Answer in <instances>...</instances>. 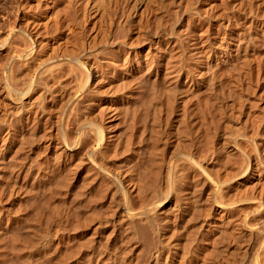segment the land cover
Returning a JSON list of instances; mask_svg holds the SVG:
<instances>
[{
    "label": "bare ground",
    "instance_id": "bare-ground-1",
    "mask_svg": "<svg viewBox=\"0 0 264 264\" xmlns=\"http://www.w3.org/2000/svg\"><path fill=\"white\" fill-rule=\"evenodd\" d=\"M216 1L40 0V48L33 46L35 41L39 42V26L34 21L33 31H29L27 36L22 35L26 27L19 29L18 34L11 35L15 37L12 39L20 38L24 43L18 56L23 57L27 65L21 71L23 78L20 81L23 82L19 81V87L18 81L19 85L15 84L14 77L17 75L11 67L16 59L13 61L10 57V61L3 60L13 62L0 63V184H3L0 188V264H264V70L261 74L259 68L263 58L256 61L257 77H254L247 69L248 60L251 61L249 58L254 54L250 57L246 55L251 53L247 51L255 43L250 39L252 46L249 44L251 35L257 34L259 39L260 36L264 38V18L260 19L264 9L258 8L261 6L256 3L258 1L247 0L259 6L254 8L250 4L253 8L251 12L249 10V14H243L238 11L241 7L237 10L234 7L237 3L233 6V0H219L222 6L227 5L228 12L225 14L220 11L216 15L215 9L222 7ZM219 13H222L220 18L223 20L225 16L227 29L223 35L216 33ZM166 14H171V17L174 14L176 18V14L179 15L174 25L178 26V33L172 24L173 27L169 29L164 27L170 26L167 25L169 19L166 20ZM163 15H166V21ZM190 19L193 20V30L190 35L186 31L184 34L182 31L186 29L183 26ZM204 22L208 27L207 35L206 32H196L197 27H201ZM238 24L242 27L235 30ZM190 25L188 22V27ZM161 27L165 28V35L148 40V50L145 48L147 51L143 53L141 42L145 34L151 35L153 29ZM6 41L4 39L0 43L1 47ZM151 47H154L153 51L149 49ZM155 47L161 48L162 52ZM185 58L197 64L191 66L192 63L188 64ZM237 63L248 76L249 88H252V80L257 79L251 94L245 89L239 90L236 96L233 81L229 80L228 83V79H225L226 71L239 75V70L235 68ZM249 64L253 65L251 62ZM232 72L228 73L231 77ZM259 74L263 76L262 80ZM119 78L120 84L117 82ZM161 84H164L165 91L159 93H165L166 98L157 92L162 88H159ZM105 87L108 92L111 91L108 96L103 95ZM142 89L146 91H143L146 100L140 104L143 105L142 109L137 110L139 101L135 105L134 101L136 98L143 100L139 96ZM30 92H34L35 96H29ZM80 99L85 101L84 112L78 109L82 107L78 105L83 102ZM201 105L202 110H205L203 114H211L208 120L197 115ZM96 108L100 109V113L96 112L102 115V119L100 116L101 123L92 127V121V125L88 124V112ZM228 108L233 111V118L227 117L219 122L217 115L221 117L226 114ZM109 113V120L104 122ZM169 113L172 114L174 132L171 130L167 135L170 138H166L168 126L165 117L163 121L161 119L162 115ZM127 115L133 118H129L132 123L134 118L142 122H135L134 126L137 123L138 128L143 125V132L139 131L140 137L137 135L140 142L129 155L135 165L128 162V157L126 159L131 165V168L127 165L130 168L126 171H129L128 174L123 173L125 169L122 172L111 170L110 163L113 161L109 163L101 159L99 163L93 162L96 155L99 157L98 154L110 150L109 147L122 143L121 134L126 124L131 126H127L129 130L133 128ZM186 120L195 127L191 128L196 135L194 138L188 137L193 135L185 134L186 129L183 131V126L189 124ZM64 124L71 127L63 131L62 128L66 127ZM41 127L42 134L38 138L36 134ZM27 133L30 137H27ZM36 136L39 141L42 139L41 145L54 148L56 163L69 175L66 181L69 180L71 189L63 194H66L70 203L60 198L57 202L52 200L55 202L56 217L52 219L42 214L46 221L43 219L45 226L41 233L37 236L34 234L36 238L30 230L33 239L28 237L27 242L25 239L27 245L24 243L20 251L15 249L18 252L15 258L14 255L11 257L13 252H6L4 244L8 237L6 235L10 233L8 231L6 234V231L15 221L23 222L26 219V204L31 214L41 217L43 209L40 210L38 206L45 202L42 196L47 195L38 192L43 198V202L40 200L38 203L32 191L36 188L26 189L27 184L23 183L27 178L25 176L24 179V175L29 174L25 170L30 166L28 162L31 157L28 156L33 152V146L27 147L28 152L23 153L28 156L23 157L22 150L28 142L31 143L30 138ZM126 138L130 140L128 136ZM87 142H90L88 147ZM94 142L99 147L93 149L91 143ZM89 146L92 148L88 152L86 148ZM85 149L90 158H95L92 162L90 158L86 161L87 154L83 156ZM143 150L147 153L144 161L142 157L146 153ZM106 154L103 153L102 157ZM166 155H169L171 162L165 165L167 175L164 181L158 177V169L167 160ZM52 159L49 160L50 164ZM84 159L87 163H84ZM149 159L154 160L152 166L155 167V177L149 175L150 169L147 173V168L152 167L150 165L153 162L148 163L150 167L146 168ZM83 164L85 173L81 170ZM138 164L145 169L140 170ZM48 170L46 167L50 174L52 170ZM46 171L40 175L35 170L38 173L28 175L33 182L28 180L34 183L39 177L41 181L47 179ZM50 175L52 181L54 175ZM62 177H59L60 182L64 179ZM79 179L83 182H80L81 185L77 182ZM50 182L47 184L49 188L53 184ZM65 182L60 184L63 186ZM36 186L39 188L38 184ZM58 188L61 190L63 187ZM41 190H45V187ZM51 191L56 192V188ZM117 191L121 192V199L116 201L113 195ZM8 206L13 209L16 207V218L11 217ZM30 213L28 219L33 220ZM115 223L123 228L124 234L118 229L123 237H118L120 239L117 242V237L112 238L114 231L111 236L106 233L104 243H98L100 233L104 234L107 226ZM30 234L27 233V236ZM16 235L19 236V233ZM14 236L12 241L16 242L18 239ZM252 237L259 241L258 247L261 246V251L254 254L250 243ZM19 240L17 242L21 244L23 240ZM13 242L9 243L11 246L7 243L10 248L15 245ZM91 243L101 244V247L98 246L102 248L99 250L101 252H97V244L96 249H93Z\"/></svg>",
    "mask_w": 264,
    "mask_h": 264
},
{
    "label": "rangeland",
    "instance_id": "rangeland-1",
    "mask_svg": "<svg viewBox=\"0 0 264 264\" xmlns=\"http://www.w3.org/2000/svg\"><path fill=\"white\" fill-rule=\"evenodd\" d=\"M234 1H235V2H234ZM256 1H258V2H256V3H259L261 6L263 5V6L261 7V6H259V5L257 4V5L259 6L258 8H259V9H260V8L264 9V0H263V1H261V0H256ZM216 2L219 3L218 5H221V6H222V4L220 3L219 0H217ZM231 2H232V1H231ZM239 2H241V3L239 4ZM261 2H263V3H261ZM217 3H216V5H217ZM227 3H229V2H227ZM233 3H234V4H233ZM233 3H232L233 6L235 5V3H237L236 6H234V7H236V10L239 9V7H241L242 11H241V9H239L238 11H239V12H243V14H245V13L249 14V13L251 12V10L253 9V8L251 7V5H252L254 8L257 7L256 4H255V5H254V4H251L250 1H247V0H245V1H243V0H238V2H237V0H233ZM248 3H249V4H248ZM241 4H242V5H241ZM250 4H251V5H250ZM218 5H217V6H218ZM237 5H238V6H237ZM240 5H241V6H240ZM248 5H250V6H248ZM23 6H24V7H23ZM217 6H216V7H217ZM218 7H219V6H218ZM218 7L215 9V14H216V15H217V13L220 12V11H222V12L224 11L223 13L226 12L225 14H227V12H228V7H227V5H226V6L223 5V6L221 7V9H220V7H219V8H218ZM33 8H34V9H33ZM222 8H223V10H222ZM224 8H225V9H224ZM226 8H227V9H226ZM249 8H251V9H249ZM38 9H39V10H38ZM219 9H220V10H219ZM27 10H28V11H27ZM216 10H218V11H216ZM225 10H226V11H225ZM249 10H250V12H249ZM258 11L260 12V10H258ZM261 11H262V10H261ZM259 12H258V15L261 13V12H260V13H259ZM35 13H36V14H35ZM179 13L181 14V12H178V14H179ZM263 13H264V10H263V12H262L261 14H263ZM39 14H40V0H0V39H1V40H0V43H2V42L4 41V39H5V40L7 39V41H6L7 43L3 44V47H1L2 44H0V50H1V51H0V63H2V65H3V64H7V63L9 64V63L13 62L14 59H16V60H15L16 62L14 61V64L11 63V67H13V69H14V70H12V71L14 72V74L16 73L15 75H17V76H16L17 79H15L16 77H14V80H15L16 83H15L14 80H13V82H14L15 84H18V83L20 84V82H21L20 80L23 78V77H21V76H22V75H21V71H22V69H24V65H27V61H25V59H24L23 57L20 58V57L18 56V52L21 51V49H22L23 46H24V43L22 42V40H21L20 38H19V39L17 38L18 40L12 39V38H15V37H14V36H11V35H12V34H15V35L18 34V33H19V29L21 30V29H23V28H25V27H26V29H23V30H22V32H23L22 35H23V36L26 35V34H28L29 31L32 32V31H33V30H32V29H33V24H32V23H33V21H34V22L37 23V26H39V27H38V31H37V33H39V35H38V38H39L38 41H39V42H36V41H35L37 44L34 42V45H33V46H34V48L38 47L37 49H39V48H40V47H39V45H40V31H39V29H40V15H39ZM221 14H222V13H219V14H218V19H217L218 21H216V22H217L216 25H218L219 28L215 27V28L213 29V32H214V33L218 30L216 33H218L219 35H220V34L223 35V34L226 32V29H227V28L225 27V23H226V22H225V16H223V17H224V20H223L222 17L220 18V16H222ZM166 15H168V14H166ZM166 15H165V16H166ZM170 15H171V14L168 15L170 18H169L168 16H167V18H166L164 15H163V17H162L164 20H165V18H166V20L169 19V20H167V25H170V26H168V27H167V26H164V27H166V28H168V29H169L170 27H173V26L175 25L176 19H177L178 16H179V15L176 14V16H177V18H176L175 15L173 14V15H174V16L172 15V17L174 18V19H173ZM223 15H224V14H223ZM263 15H264V14H263ZM263 15H261L262 18L260 17V19H263V18H264ZM259 16H260V15H259ZM175 18H176V19H175ZM171 19H172V20H171ZM220 19H221V20H220ZM6 20H7V21H6ZM31 20H32V21H31ZM164 20H163V22L166 21V20H165V21H164ZM170 20H171V21H170ZM173 20H175V21L173 22ZM190 20H191V21H190ZM190 20L187 21L186 24H184L185 26H183V28H185L186 30H183V31H182V32H185V31H186L188 35H190L189 33H191V31L193 30L192 28L194 27V26H193V25H194V24H193V20H192V19H190ZM219 20L222 21V22H220ZM25 21H26V22H25ZM168 22H169L170 24H168ZM172 22H173V23H172ZM188 22H189V24H191V25L189 26L190 28L188 27ZM223 22H224V25L222 24ZM8 23H9V24H8ZM19 23H20V24H19ZM24 24H25L26 26H25ZM171 24H172L173 26H172ZM220 24H221V26H219ZM8 25H9V26H8ZM31 25H32V26H31ZM165 25H166V23H165ZM186 25H187V28H186ZM222 25H223V26H222ZM202 26H204L203 28H204V29L206 28V30H203V28H201ZM202 26H201V27H197V31H196L197 33H201V32H203V33L205 34V32L208 31V27H207V25H206L205 22L203 23ZM205 26H206V27H205ZM9 27H10V28H9ZM16 27H17V28L19 27V28L17 29ZM21 27H22V28H21ZM28 27H29V28H28ZM174 27H176V32L178 33V32H179V31H178V29H179L178 26H174ZM179 27H180V26H179ZM235 27H236V28H235ZM235 27H234L235 30H239V29H241L242 26H241V24H238V25L235 26ZM5 28H6V29H5ZM181 28H182V27H181ZM199 28H201V29H200L201 31L199 30ZM216 28H217V29H216ZM157 29H158V28H157ZM157 29H153V31H151V33H152L153 35H152V34L150 35V33H149V34H147V33L145 34L144 39L146 38V36H147V37L149 36V37L146 38L147 40L145 39L146 41L143 39L142 42H141V45L144 47V52H143V53H145V52L148 50V47H149V41H148V40H150V39H155L156 37H160V38H161V37H163V36L165 35V33H166V31L164 30L165 28H164V29H163L162 27L159 28L160 31H158L159 29H158V30H157ZM188 29H189V30H188ZM190 29H191V30H190ZM215 29H216V31H215ZM9 30H10V31H9ZM154 30H156L157 32L154 31ZM162 30L165 31V32H163ZM235 30H234V31H235ZM17 31H18V32H17ZM5 32H6V33L8 32V33L6 34ZM30 32H29V33H30ZM186 32H185L184 34H186ZM203 33H202V34H203ZM202 34H201V35H202ZM204 34H203V35H204ZM6 35H10V36H7V37H6ZM203 35H202V37L205 36V35H204V36H203ZM206 35H207V32H206ZM261 35H262V34H261ZM26 36H27V35H26ZM153 36H154V37H153ZM252 36H253V37H252ZM8 37H9V38H8ZM11 37H12V38H11ZM151 37H152V38H151ZM263 37H264V35H263ZM257 38H258V35H257V34H254V35H251V37L248 39L249 44H251L250 39L252 40V42H255V43H253V46H252V44H251V46H252L251 49H253V50L250 51L251 49H249V50L247 51V52H251V53H247V54H246L247 56L249 55L248 57H250V55L253 56V54H254V56H253L254 58H253V57H250V58H249V59H251V61H249L248 58H247L248 62H249V63L251 62V63L253 64V65H251V64L248 63V64H247V69H248L250 72H252V74H253L254 77H257V76H255V75H257V66L255 65V64H256V61L261 60V58H263V59L261 60L262 62H260V67H259V66H258V67L261 68L260 73H261V72L263 73V70H264V56H263L264 51H263V52H262V51H259V50H264V44H263V42H262V41H264V38H262L261 36H260V39L258 38V40H257ZM261 38L263 39L262 41H261ZM253 39H254V40H253ZM255 39H256L257 41H256ZM2 40H3V41H2ZM12 40H13V41H12ZM9 41H10V42H9ZM17 41H18V42H17ZM144 41H145V42H144ZM20 42H21V43H20ZM256 42H257V43H258V42H261V43H258V45H256ZM11 43H13L14 46H13V44H11ZM22 43H23V44H22ZM18 44H19V45H18ZM146 44H147V45H146ZM259 44H261V46H259ZM254 45H256L257 47L254 46ZM7 46H9L10 48L7 47ZM16 47H17V48H16ZM157 47H159V46H157ZM157 47H155V49H156ZM184 47L186 48V45H185ZM255 47H256L257 49H255ZM259 47H260L261 49H259ZM8 48H9V49H8ZM145 48H146L147 50H146ZM149 49L153 51V50H154V47H153V48L151 47V48H149ZM157 49H158V48H157ZM160 50H161V51H160ZM255 50H256V51H255ZM7 51H8V53H7ZM11 51H12V52H11ZM158 51H159V52H162V49L160 48V49H158ZM253 51H254L255 53H253ZM5 52H6L7 54H6ZM260 52H262V53H260ZM2 55H3V56H2ZM17 56H18V57H17ZM10 57H11V59L13 60V61H11V62H9V61H10ZM15 57H16V58H15ZM255 57L257 58L256 60H255ZM3 59L9 60V61L7 62L6 60H3ZM20 59H21V60H20ZM22 59H23V61H22ZM186 60L188 61V62H187L188 64H191V63H192L191 66H193V65L195 66V63H196L195 61L185 58V61H186ZM189 60H190V61H189ZM252 60H253L254 62H252ZM16 63H17L18 65H17ZM21 63H22V64H21ZM196 64H197V63H196ZM239 64H240V63H239ZM16 65H17V66H16ZM19 65H20V66H19ZM240 65H241V64H240ZM248 65H249L250 69H249ZM241 66H242V65H241ZM17 67H18V68H17ZM19 67L21 68V70H20ZM253 67H255V68H253ZM15 68H17L18 70L15 69ZM235 68H236V71L239 70L238 72L242 73L241 76H240V73H238L239 75H237L236 73H234V72H232V71H230V72H227V71H226L225 74H224V76L226 75L228 78H227V77L225 78L224 76H222V77L225 78V79H228V83H229V80H230L231 82L233 81L232 83H234L233 85L235 86V91L237 90V91L235 92V93H236V96L238 95L237 93H238L239 90H240V92H241V90H245V89L249 92V94H251V93L253 92V86L255 87V83H256L257 79L255 78V79H254L255 81L252 80V82H254V83L251 82V86H252V88H251V87L249 88V85H248V83H247V82H248V76L246 77L243 68L240 67V66L238 65V63H237V66H236ZM262 68H263V69H262ZM253 69H254V70H253ZM19 70H20V71H19ZM255 70H256V72H255ZM253 71H254V72H253ZM231 72H232V77H231V75H230ZM226 73H227V74L230 73V74H228V75H230V76H228ZM243 73H244V74H243ZM255 73H256V74H255ZM262 73H261V74H262ZM19 74H20V77H19ZM261 74H259V77H260ZM233 75H234V76H233ZM244 75H245V78H244ZM234 77H235V79H236V81H237L238 83L235 82V79H233ZM237 77H239V79H238ZM262 77H263V76L260 77L261 80H262ZM229 78H231V79H229ZM243 78H244V79H247V81H246V80L244 81ZM18 79H19V80H18ZM106 80H107V79H105V81H106ZM238 80L241 81L242 84H240L241 82L239 83ZM17 81H18V83H17ZM19 81H20V82H19ZM13 82H12V83H13ZM22 82H23V80H22ZM22 82H21V83H22ZM117 82H118V83L120 82V78H119V80H118ZM118 83H117V84H118ZM19 84H18V85H19ZM119 84H120V83H119ZM119 84H118V85H119ZM18 85H17V87H18ZM162 85L164 86V84H161V86H159V88H160V87H162V88H161L160 90L158 89L157 92H158V94H161V96H162V94H163V96L166 98V94H165V93H159L160 91H161V92H162V91H165V90H164L165 87H163ZM237 85H238V86L240 85V87H238ZM243 85H244V86H243ZM246 85H247V86H246ZM149 86H150V85H149ZM19 87H21V84H20ZM241 87H242L243 89H242ZM163 88H164V89H163ZM240 88H241V89H240ZM0 89H1V87H0ZM102 89H103V88H102ZM104 89H105V90H104ZM104 89L102 90L104 96H108V95L111 94V91L108 92V90H106V87H105ZM156 89H157V88H156ZM106 91H107V92H106ZM143 91H145V90L142 89L141 91H139V96H140V95H141L142 97H143V96H146V93H144ZM141 92L143 93V95H142ZM145 92H146V91H145ZM240 92H239V93H240ZM105 93H106V94H105ZM118 93H119V92H117V93H113V94H118ZM107 94H108V95H107ZM144 94H145V95H144ZM164 94H165V95H164ZM28 95L31 96V97H34V96H35V93H34V92H30ZM139 96H138V97H139ZM141 96H140V98L142 99ZM164 97H162V98L165 99ZM144 98H146V97H143V100H142V101H141V100H138L139 98H136L137 100L134 101V105L137 104L136 102L139 101L138 104H137V106H138V107L140 106V107H139V109H137L138 107L136 106V109H137V110L142 109L141 107H143V105L141 106L140 104L146 100V99H144ZM80 101H83V102H82V103L79 102L78 105H79V106H82V107H78V109H80L81 112H82V111L84 112V110H85V101H84L83 99H80ZM140 101H141V102H140ZM80 103H81V104H80ZM83 104H84V106H83ZM142 104H143V103H142ZM228 105H229V102H228ZM101 106H105V105H104V104H101ZM63 107H64V106H63ZM203 107H204V106H203ZM82 108H83V110H82ZM97 108H98V107H97ZM97 108H96L95 110H93V111L88 112V113H89V114H88V115H89V119H90V120H89L90 122L88 121V122H89L88 124H89V125H92V122H93L94 124H93L92 127H96V125H98V122H99V124L101 123L100 118L102 119V115H101V114L98 115V112H99L100 109L97 110ZM134 108H135V106H134ZM204 108H205V107H204ZM204 108H203V109H204ZM57 109H58V108H57ZM60 109H62V106H60ZM199 110H200V113L197 114V115H198L199 117L201 116V118H205V119L208 120V116H210L211 114H208L209 112H208V113L205 112V113L203 114V112H204L205 110H202V105L200 106ZM94 111H95L96 114L94 113ZM96 111H98V112H96ZM206 111H207V110H206ZM201 112H202V113H201ZM92 113H93V114H92ZM99 113H100V112H99ZM103 113H104V112H103ZM169 114H170V113H169ZM169 114H168V115H162V116H163L162 119H161V117H158V118H160L162 121H163V118L165 117V120H166V121H165V120H164V121H165V123H167V126H168V127L166 126V127H167V130H165L167 133H166V135L164 134L166 138L168 137L167 135H169V134L171 133V130L174 132V130H173L174 127L171 126L172 123H173V122H172V120H173V119H172V114H170V115H169ZM205 114H206V115H205ZM97 115H98V116H97ZM110 115H111V113H109V115H106L107 118L105 117L104 122L109 120L108 117H109ZM92 116H94V117L96 116V117H95V118H94V117L92 118ZM100 116H101V117H100ZM137 116H138V114H137ZM166 116H168V118H167ZM219 116H220V115H217V119H218L219 122H220V120H221V122H222V121H224V119L227 118V117H229V118H233L234 115H233V111H231V109L228 108L227 111H226V114L221 115V117H219ZM99 117H100V118H99ZM98 118H99V120H98ZM126 118H128V122H130V125H131V124L133 125L135 122H138V119L134 118V119H135V120H133L134 123H132L131 120H132L133 118H132L130 115H127ZM126 118H125V119H126ZM129 118H132V119L129 120ZM166 118L169 119L170 122L167 121ZM93 119H94V120H93ZM97 120H98V121H97ZM91 121H92V122H91ZM139 121H140V120H139ZM188 121H189V120H188ZM188 121L186 120V122H188ZM126 122H127V121L125 120L124 123L126 124ZM186 122H185V123H186ZM95 123H97V124H95ZM138 123H142V122L140 121V122H138ZM138 123H137V125H135V126L133 125V128L136 127V129H134V130H133V128H131L132 130H131V129L129 130V129H128V127H129L128 124H129V123L126 124L128 127L125 126V127L123 128V130H125V129H126V130H125V131L122 130V134H121L122 137H123L122 143L119 142L118 144L115 145V147H109L110 150L107 149L106 152H103V153H105V154L107 153L106 155H108V156L110 155L111 157L109 156V157H106V158H105L106 155H104V156L102 157V155H103V153H102V154H98V155H100L99 157L96 155V156H95L96 159H95V158H90V157H89V154L86 153V152H87V151L89 152V151H90V148H92V146H93V149L99 147V145H98L97 143H95V142H94L95 144H94V143H91L92 146H89V148H86L87 151H86V149H85V151L83 152V156L85 155L84 157H86V154L88 155V157L85 158L86 161L88 162V159H89V158H90V160H91V161L89 160L90 162H92V160L95 159L96 162H95V160H93L94 163H97L98 160H99V162H100L101 159H102V160L105 159V160H106L107 162H109V163H110L111 161H113V162H111L110 164H112V165L115 164V165H114V166L110 165V169H111V170L114 169V171H117V170H118L119 172H122V171L125 169V171H123V173L125 172L126 174H128L129 171H128V172H126V171H127V170H130V168H131V165H130V164L133 163V161L129 158V157H130L129 155L131 154V150H133L134 147L137 146L138 143L140 142V138H139V137H140L141 133H140L139 131H142V130H143V125H142V126L139 125V126H141V127H139V128L137 127V126H138ZM125 124H124V125H125ZM158 125H159V123H158ZM187 125H189V126H187ZM64 126H66V127H65V128L63 127L64 129L62 128L63 131H67V129H69V127H71V125L69 126V125H67V124H64ZM67 127H68V128H67ZM126 127H127V128H126ZM130 127H131V126H130ZM130 127H129V128H130ZM183 127H184V128H183V131H185V129H186L185 134H186L187 136H188L189 134H190V135H193V136H188V137L194 138V137L196 136V135H195V132H192V131H194V130L191 129V128H195V127L192 126V124H191L190 121H189V124L187 123V124H185V126H183ZM186 127H187V128H186ZM137 128H138L139 130H138ZM140 128H142V129H140ZM181 128H182V127H181ZM127 129H128V130H127ZM27 130H28V129H27ZM169 130H170V132H169ZM189 130H190L191 132H190ZM40 131H41V132H40ZM135 131H136L137 133H136ZM38 132H39V133H38ZM38 132H37L38 134H36L37 136H38L39 134H42V127H41V129H39ZM123 132H124V133H123ZM129 132H130L131 134H129ZM142 132H143V131H142ZM186 132H187V133H186ZM188 132H189V133H188ZM28 133H29V132H28ZM28 133H27L26 135H27V137H30V136H28ZM133 133H134V134H133ZM191 133H192V134H191ZM127 134H128V135H127ZM138 134H139V137L137 136ZM164 135H163L162 137H164ZM37 136H36V138H34V139H31V138H30V140H31L30 142H31L32 144L28 142V144L26 145V148H24L25 150H24V149H23L24 151L22 150V154H23V153L26 152V151L28 152L27 147L29 148L30 146H33V152L30 153L29 156L26 154L27 152L25 153V155H27L28 158L31 157V158L29 159V162H28V163H30V166H28L29 169L27 168V170H25V171H26V172L29 171V172H28L29 174H30V173H32V174L34 173L33 175H35V174L38 173V172H40V175H41L42 173H43L42 175H44V174H45V173H44V170L46 171V167H47V170H48L49 168H51L50 170H52V168L54 167L55 169L52 170V172H51L50 170H48V171L51 172L50 174H52V176H53V175H54V176L51 178V179H52V181H51V180H50V176H51V175L49 174V172L46 171V173H48V174L45 175V176H47V179H43L44 177L42 178V176H41V178L43 179L42 181H41V179H40V177H39V179H38V178L35 179L34 183H32V182H33V181L31 180L32 178H29V177H28L29 174H27V173L24 171V172L26 173V175H24L25 173H23V175H24V179H25V176H26L27 178H26L25 181H27V182H25V181L23 182V180H22V182H23L25 185L27 184L26 186L28 187V188H27V187L24 185L25 188H26V189H29V188L31 187V188H30L31 190L34 189V188L37 189V191H36V189H34V190H32V191L35 192V194H34V196H35V198H36L35 200H37L38 203H40V200L42 201L43 198L46 199V197H47V199H46V200L44 199L43 201H45V202H44V203H41V205L39 204L40 206H38V207H40V210L43 209V213H41V211H40V213H41V214H40L41 217H39L38 215H36L37 217H35L33 214H31V213H30V209H29V207H28V204H26V208H25V209H26V212L28 211V212H27V213H28V216L26 215V219H25L23 222H17V221H15V224L12 225V227L9 228V229L6 231V234L9 233V232H10V233H9L8 235L5 234V235L8 236V237L6 238V236H5V238H6L5 241H6V242H5L4 245H6V247H7L6 252L8 253V251H9L8 254H10V252H13V253H14V254H13V253L11 254V257H12L13 255H14L13 257H15V255L18 253V252H15V249H16V251H18V250L20 251L21 247L25 246V244L27 245V243H25V239H26V242H27V241H28V237L33 239V235H34V234L37 236V234H40V233H41L43 227L45 226V225H44V222L46 221V218H44V217H45L46 215L50 216L51 218H52L53 216L56 217V215H54V214H55V213H54V212H55V209H54L55 202L59 201V198H60V200H62V201H63V200H66V201H67V200L69 199V198L67 199V197L65 196L66 194H63V193L66 192V190L68 191V190L71 189V187H70V185H69V184H70V183H69V180H68V182L66 181V180L68 179V176H69V175H67V174L65 173L66 171L64 172V170H65L64 168L59 167V166H58V163H56V161H55V160H56V159H55L56 157H55L54 154H53V152H54L53 149H54V148H50V149H49V148H46V147H44L43 145H41V144H43V143H41V142H42V139L40 138V139H41V140H40L41 142L38 140V138L41 137V136L39 135L38 138H37ZM127 136H128V138L130 139L129 141H128V139L126 138ZM137 137H138V138H137ZM168 138H170V137H168ZM196 138H197V137H196ZM36 139H37V142L35 141ZM121 139H122V138H121ZM126 139H127V140H126ZM136 140H137V141H136ZM33 141H35V143H33ZM38 142H40V143H38ZM37 143H38V145H36ZM124 143H126V144H125V147L127 146L126 149H124L125 151L123 150V148H125V147H124ZM127 143H128V144L131 143V145H128ZM134 143H135V144H134ZM29 144H30V145H29ZM39 144H40V145H39ZM35 145H36V146H35ZM86 145H87V147H88V145H90V142H89V144H88V142H87ZM118 145H119V146H118ZM38 146H39V147H38ZM41 146L43 147V149H42V148L40 149ZM128 147H129V148H128ZM200 147H201V146H199V148H200ZM34 148H35V150H34ZM44 148H45V151H44ZM127 149H128V150H127ZM146 149H148V148H146ZM39 150H40V151H39ZM41 150H42L43 152H42ZM49 150H50V151H49ZM119 150H120L121 153L119 152L120 155H119V154L117 155V151H119ZM200 150H201V148H200ZM46 151H47V153H46ZM81 151H83V150H81ZM127 151H128V152H127ZM129 151H130V152H129ZM143 151H144V150H143ZM41 152L44 153V154H41ZM123 152H124V153H123ZM81 153H82V152H80V154H81ZM144 153H146V152L144 151ZM28 154H29V153H28ZM33 154H34V155H33ZM39 154L42 155V156H40ZM48 154L50 155V157H51V156H54V158L52 157V158L54 159V161H52V160H53L52 158H49ZM200 154H201V153H200ZM25 155L23 154V157H24ZM44 155H45V156H44ZM146 155H147V153H146L145 155H143V157H142V158H143V161L146 159ZM198 155H199V154H198ZM198 155H197V156H198ZM39 156H40L41 158H39ZM81 156H82V154L80 155V157H81ZM36 157H37V158H36ZM44 157H46V158H44ZM84 157H82V158H84ZM101 157H102V158H101ZM123 157H124V158H123ZM127 157H128V159H127ZM144 157H145V158H144ZM168 157H169V155H166L165 159H167L168 161L164 159V160H165L164 163L159 167L160 169H158V171H159V173H160V174H158V175H159L158 177H159L161 180L163 179L164 181H165V179H166V175H167V171H166V166H165V165H168V162H169V163L171 162V161H170L171 158H168ZM48 158H49V160L52 159V160H51V164H50V161L48 160ZM108 158H111L112 160H111V159L107 160ZM42 159H43V160H42ZM44 159H46L47 161L45 160V161H46V162H45ZM85 159H84L83 161H84V163H87V162H85ZM121 159H122V160H121ZM123 159H124V160H123ZM126 159L128 160V162H129L130 164L127 162ZM41 161H42V162H41ZM43 161H44V163H43ZM146 161H147V160H146ZM152 161H153V162H152ZM25 162H26V160H25ZM54 162H55L56 164H55ZM99 162H98V163H99ZM119 162H120V163H119ZM151 162H152V163H151ZM45 163H47V164L45 165ZM52 163H54L56 166H55L54 164H52ZM94 163H93V164H94ZM121 163H122V164H121ZM136 163H137V162H136ZM138 163H139V162H138ZM148 163H151L150 166H152V164L154 163V160H153V159H151V160L149 159V160L146 162V164H145V165H146V168L149 166ZM165 163H166V164H165ZM90 164H91V163H90ZM116 164H117V165H116ZM125 164H126V165H125ZM147 164H148V165H147ZM215 164H218V163L216 162ZM33 165H34V166H33ZM44 165H45L46 167H45ZM127 165H128L130 168H129ZM133 165H135V163L132 164V166H133ZM31 166H32V167H31ZM48 166H49V167H48ZM122 166H123V167H122ZM138 166H139V164H138ZM140 166H141V168H140ZM140 166L138 167V168H140V170L145 169V168H142V167H143L142 165H140ZM150 166H149V167H150ZM162 166H163V167H162ZM44 167H45V169H44ZM56 167H57V168H56ZM120 167H121V170H120ZM152 167H153V166H152ZM152 167L147 168V171H148L147 173H149V172L151 171V172H150L151 174H149V175H151V177H152V175L155 177V176H156V175H155V173H156V172H155V167H153V168H152ZM32 168H33L34 170H33ZM37 168H38V170H37ZM58 168L61 170L62 173L60 172V170H59ZM84 168H85V170H86L85 164H83V165L81 166V170H82V172L85 173ZM164 168H165V169H164ZM216 168H217V165L214 166V170H215ZM39 169L42 170V171H40ZM56 169H58V170H56ZM62 169H64V170H62ZM149 169H150V171H149ZM35 170L38 171V172H35ZM152 170H153V171H152ZM30 171H31V172H30ZM53 171H54V172H53ZM57 171L61 174V176H60L59 173H58L59 175H58V174L56 175ZM156 171H157V170H156ZM158 171H157V172H158ZM163 171L165 172V175H163V174H164ZM55 172H56V173H55ZM88 172H89V171H88ZM154 172H155V173H154ZM161 172H163V173H162V176H160V175H161ZM53 173H55V174H53ZM64 173H65V174H64ZM152 173H153V174H152ZM62 174L64 175L63 177H62ZM48 175H49V177H48ZM55 175H56V176H55ZM66 175H67V177H66ZM29 176H30V175H29ZM163 176H164L165 178H162ZM54 177H55V179H54V181H53V178H54ZM59 177L64 178V179H62V182H65V181H66L65 183H67V184L65 185V183H64V185L62 186V185L60 184V183H62V182L59 181ZM154 177H153V178H154ZM48 178H49V180H48ZM57 178H58L59 183L57 182ZM21 179H22V178H21ZM28 179H30L32 182H31L30 180H28ZM33 180H34V179H33ZM60 180H61V179H60ZM63 180H65V181H63ZM29 181L31 182L32 185L30 184ZM43 181H46V183H44ZM50 181H51V182H50ZM0 182H1V181H0ZM19 182H21V181H19ZM39 182H40V183L42 182V183L40 184ZM49 182H50V183H53V184H55V185L52 186L53 184H51V185H49V186H51V187L49 188L48 185H47V184H49ZM54 182H55V183H54ZM77 182H78L79 185H81V184L83 183V182H81L80 179H79V181H77ZM80 182H81V184H80ZM35 183H36V184H35ZM43 183H44V184H43ZM57 183L60 184V185L58 186ZM33 184H35V185L33 186ZM37 184H38V187L40 188V190H39V188H37V186H36ZM62 184H63V183H62ZM78 184H77V185H78ZM2 185H3V184H2ZM2 185L0 184V188H1ZM30 185H31V186H30ZM42 185H43V187L41 188L40 186H42ZM44 185H47V186H44ZM56 185H57L58 187L61 186V188L63 187V188L61 189L62 191H61ZM68 185H69V186H68ZM35 186H36V187H35ZM66 186H68L69 188H67ZM32 187H33V188H32ZM44 187H45V190H41V189H43ZM46 187H48L49 190H50V189H51V190H55V188H56V192H54V191L52 192L51 190L49 191V190L46 189ZM54 187H55V188H54ZM52 188H53V189H52ZM65 188H67V189H65ZM63 189H65V190H63ZM58 190H59V191H58ZM26 191H27V190H26ZM29 191H30V190H29ZM42 191H44V192H42ZM57 191H58L59 193H58ZM36 192H37V193H38V192L41 193V195H42V194L44 195L45 193H47V195L45 194L46 197H45V196H42V197H43V198H42V197L40 196L39 193L36 195ZM60 192H61L62 194H61ZM118 192H119V193H118ZM50 193H53V194H54V198H53V199H52V195H53V194L50 195ZM55 193H57V194H55ZM95 193H96V192H95ZM58 194H59V195H58ZM96 194H97V193H96ZM119 194H121V192H120V191H117V192L115 193V195H113L116 201L119 200V199H121V196H120ZM48 195H49L50 197H49ZM55 195H56L58 198H57ZM63 195H64V196H63ZM62 196H63V197H62ZM26 197H27V196H26ZM94 197H96V199H97V196H94ZM41 198H42V199H41ZM61 198H64V199H61ZM117 198H118V199H117ZM57 199H58V200H57ZM38 200H39V201H38ZM52 200L55 201V202H53ZM43 201H42V202H43ZM67 202H68V204L70 203L69 200H68ZM53 203H54V204H53ZM42 204L45 205L46 207L48 206L47 209L50 208V209H48L49 211H48L47 209L44 210V207H45V206L43 207ZM52 204H53V206H52ZM0 205H1V204H0ZM36 205H38V204H36ZM0 208H1V207H0ZM7 208H8V211L10 212L11 217H12L13 219L16 218V215H17V214H16V211H15V210H17L16 207L14 206V209H15V210H14L13 208H9V206H8ZM27 209H28V210H27ZM12 210H13V211H12ZM51 210H52L53 212H52ZM46 211H47V213H46ZM11 212H12V213L14 212V214H12ZM29 213H30V215L32 216L31 218H33V220H32V219H28V218L30 217V216H29ZM15 214H16V215H15ZM42 214L45 215V216H42ZM38 217H39V218H38ZM54 217H53V218H54ZM53 218H52V219H53ZM43 219H44L45 221H43ZM82 219H83V218H81V220H82ZM37 221H38V223H37ZM33 222H34V223H33ZM39 222H40V223H39ZM41 222H42V223H41ZM21 223H22V224H21ZM0 224H1V223H0ZM18 224H19V225H18ZM16 225H17V226H16ZM115 225H116V226H115ZM13 226H14V227H13ZM25 226H26V227H25ZM27 226H29V227H27ZM113 226H114L115 228H114ZM117 226H118V225H117L116 223H115L114 225H112V226H111V225L107 226V229H106L107 231L105 230V233H104V234H101V233H100V236H98V237H99V239H97V240H98V243H99V242L101 243L102 241H103V243H104V238H105V236H106V233H108V234L111 236V234H112L114 231H115V232H114V234H112V238L117 237L116 240H117V242H118V240H119L121 237H123V235H121V233L119 232L118 229H120V231L122 232V234H124V233H123V230H122L123 228H121V227H119V226L117 227ZM24 227H25V228H24ZM30 227H31V228H30ZM113 228H114V230H113ZM116 228H117V229H116ZM11 229H13V231H12ZM25 229H26V230H25ZM27 229H29V231H28ZM30 230H31L32 233H33L32 236H31L32 233L30 232ZM110 230H111V232H108V231H110ZM8 231H9V232H8ZM11 231H12L13 233H11ZM25 231H26V233H25ZM33 231H34L35 233H34ZM39 231H40V232H39ZM18 233H19V236L16 235V234H18ZM24 233H25V234H24ZM27 233H29V234L31 233V234H30L29 236H27ZM108 234H107V235H108ZM9 235H11V236L9 237ZM14 235H15V236H14ZM35 235H34V237H36ZM101 235H103L104 237H102ZM115 235H117V236H115ZM12 236H14V237L17 236V239H18V240L21 238V240H23L24 242L22 241L21 244H20V243L18 244V242H17L18 240H17V241H16L17 244H16V242H13V241H12V238H13ZM18 237H19V238H18ZM98 237H97V238H98ZM100 237H101L102 239H101ZM118 237H120V238H118ZM8 238L11 239L10 242L7 241ZM36 238H37V237H36ZM36 238H35V239H36ZM81 239H83V238H81ZM29 240H30V239H29ZM100 240H101V241H100ZM11 242H13V244H15V245H14V246L12 245L13 247L10 248V246H11V244H12ZM19 242H21V241L19 240ZM29 242H30V241H29ZM117 242H116V243H117ZM253 242H254V243H253ZM7 243H8V244L11 243V244H9L10 246H9ZM24 243H25V244H24ZM87 243H88V242H86L85 244H87ZM250 243H251V247H252V254H254V252H258V251L260 252V251H261V249H259L261 246L258 247V245H259V241L256 240L254 237H252ZM89 244H90V243H89ZM95 244H97V243H94V244L91 243V247H92L93 249H96V248L98 249L99 247H101V246H100L101 244H99V245L97 244V245H96L97 247L95 248ZM87 245H88V244H87ZM102 245H103V244H102ZM116 245H117V244H116ZM254 245H255V246H254ZM93 246H94V247H93ZM98 246H99V247H98ZM19 247H20V248H19ZM102 247H103V246H102ZM5 249H6V248H5ZM101 249H102V248H99V249L97 250V252H101V251H99V250H101ZM255 249H256V250H255ZM39 250H40V249H39ZM9 256H10V255H9ZM145 257H146V256H145ZM9 258H10V257H9ZM15 258H16V257H15ZM15 258H11V259H13V260L15 261V260H16ZM16 261H17V260H16ZM18 263H20V262H18Z\"/></svg>",
    "mask_w": 264,
    "mask_h": 264
}]
</instances>
